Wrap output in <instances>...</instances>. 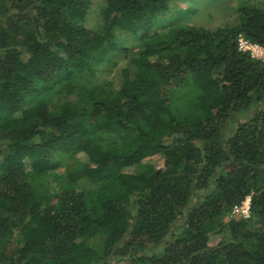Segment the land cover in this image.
<instances>
[{"label":"trees","instance_id":"trees-1","mask_svg":"<svg viewBox=\"0 0 264 264\" xmlns=\"http://www.w3.org/2000/svg\"><path fill=\"white\" fill-rule=\"evenodd\" d=\"M182 1L0 0V264H264V7Z\"/></svg>","mask_w":264,"mask_h":264},{"label":"rangeland","instance_id":"rangeland-1","mask_svg":"<svg viewBox=\"0 0 264 264\" xmlns=\"http://www.w3.org/2000/svg\"><path fill=\"white\" fill-rule=\"evenodd\" d=\"M105 0H92V8L88 16L86 25L89 28H96L98 26V17L103 8ZM242 3H251L259 7H264V0H183L178 3V6L171 10L166 19L180 18L185 22L191 23L196 26L204 27L207 29H215L225 25H232L237 22V9ZM118 42L127 47L135 44V40L132 38L122 37ZM117 42V43H118ZM119 60V59H118ZM123 63V60H120ZM111 70V71H110ZM120 69L113 68L110 65H104L98 72L99 79L107 82H112L116 87L121 82ZM248 119L247 116L238 117L237 122L242 123ZM238 123H235L231 127H236ZM230 128L227 134H231ZM84 159V158H83ZM155 164L158 168L163 167V160L157 156L149 160ZM63 169H59L57 172L62 173ZM87 183L83 186L87 189ZM56 186V185H55ZM228 219H232L230 216ZM219 242V238L212 237L211 245H215ZM163 247L157 248L149 252L158 254L163 250ZM110 264H128L126 261H109Z\"/></svg>","mask_w":264,"mask_h":264},{"label":"built area","instance_id":"built-area-1","mask_svg":"<svg viewBox=\"0 0 264 264\" xmlns=\"http://www.w3.org/2000/svg\"><path fill=\"white\" fill-rule=\"evenodd\" d=\"M238 47L240 51L248 52L252 58L264 62V47L251 43L243 36L239 37ZM251 199L247 198L244 202L234 206L232 209L231 218L250 219L251 218Z\"/></svg>","mask_w":264,"mask_h":264}]
</instances>
